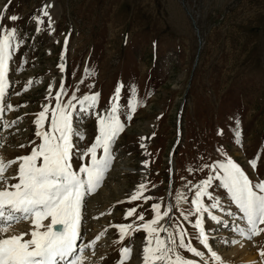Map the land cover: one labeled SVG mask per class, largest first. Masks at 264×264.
<instances>
[{"label":"rangeland","instance_id":"rangeland-1","mask_svg":"<svg viewBox=\"0 0 264 264\" xmlns=\"http://www.w3.org/2000/svg\"><path fill=\"white\" fill-rule=\"evenodd\" d=\"M11 15L18 20L11 21ZM12 28L17 35L0 114L4 162L29 155L42 143L35 120L47 106L44 130L50 131L57 96L64 105L71 101L76 106L73 127L85 138L73 137V143L89 146L98 123L95 114L79 112V100L98 94L92 111L106 115L116 88L123 85L118 114L125 127L112 146L113 161L102 186L86 197L82 210L78 247L95 242L85 250V264H119L123 247L131 248L124 264H143L148 234L142 225L154 218L156 203L162 213L173 206L169 215L189 233L186 243L205 252V260L178 251L199 264H217L196 239L195 217L185 221L180 214L191 207L192 186L214 175L205 165L231 158L253 183L264 181V0H0V38ZM133 96L138 102L134 113L127 107ZM254 158L255 170L249 164ZM87 162L73 158L74 168ZM17 170L13 164L5 176L13 177ZM140 184L147 185L143 195L152 199L130 201ZM209 191L236 213L232 217L214 210L227 227L205 217L210 244L222 264H242L252 252L257 259L250 264H264L259 255L264 233L251 240L238 235L233 221L242 213L220 181L213 180ZM132 208L136 213L127 217ZM129 224L132 234L121 239L116 226ZM160 226L168 227L167 216ZM30 227L21 222L10 231Z\"/></svg>","mask_w":264,"mask_h":264},{"label":"snow or ice","instance_id":"snow-or-ice-1","mask_svg":"<svg viewBox=\"0 0 264 264\" xmlns=\"http://www.w3.org/2000/svg\"><path fill=\"white\" fill-rule=\"evenodd\" d=\"M44 15L48 16L46 9ZM9 19L15 22L18 17L11 15ZM36 23L41 24L43 21L37 19ZM16 35V28H12L0 38V113L4 111L3 101L9 84L12 41L16 39ZM60 68L63 71L64 65L61 64ZM122 87L123 85H119L116 88L111 109L106 115L92 111L98 105V94L85 95L79 100V112L84 115L95 114L98 123V135L89 146L81 148L73 143V137L80 140L85 138L84 133L73 127L76 106L71 101L64 105L61 97L57 96L50 131L44 130V121L49 111L47 106L35 120V135L42 143L33 148L29 155L16 160L4 162L0 157V264H85V250L94 248L95 242L78 247V241L81 239L82 210L86 197L102 186L113 161L112 146L125 127L118 114ZM132 91L134 93L135 89ZM61 94H64L63 88ZM72 100H77V97L73 95ZM137 106L138 102L133 96L127 107L134 113ZM128 119H131V115ZM239 136L240 133L237 132V137ZM100 150L102 155L98 156ZM74 156L78 160L88 162L74 168ZM13 164L18 165L17 174L6 177V171ZM249 164L252 169L257 168L255 158L249 161ZM204 167L211 168L214 175L192 186L195 191L191 207L180 215L185 221L195 217L193 228L198 230L196 239L203 249L207 250L211 260L222 264L221 257L210 244L204 227L205 217L227 227L228 224L214 214V210L223 211L232 217H236V213L225 209L223 203L209 191L213 180L220 181V186L226 189L230 202L242 213L233 221L236 225L233 230L249 240L264 233V228L261 227L264 225V181L253 183L241 166L231 158ZM9 179L16 182L9 183ZM146 188V184H140L136 193L131 195L130 201L143 199L147 202L152 199L151 196L143 195ZM205 198L210 203H206ZM181 199H184L183 195L177 198L178 202ZM172 208L173 206L169 205L168 211L162 213L161 204L152 205L155 216L150 222L142 225L148 234L142 250L143 264H199L197 260L184 257L178 249L191 253L200 258V261L205 260L204 251L192 246L191 241L186 243L189 233L169 215ZM135 213L136 209L132 208L126 216L131 217ZM165 216L168 217V227H157ZM138 219L143 221V214H140ZM21 222H30V230L20 233L10 231ZM116 227L121 239L132 234L129 231L133 227L131 224ZM161 233H167L166 238H162ZM121 255L119 264H124L131 258V248L123 247ZM259 255L264 261V250H261Z\"/></svg>","mask_w":264,"mask_h":264},{"label":"bare ground","instance_id":"bare-ground-1","mask_svg":"<svg viewBox=\"0 0 264 264\" xmlns=\"http://www.w3.org/2000/svg\"><path fill=\"white\" fill-rule=\"evenodd\" d=\"M19 227V226H18ZM13 229V228H12ZM21 229V228H20ZM21 232V231H20ZM241 252V245H240V248L238 249V251L234 252L232 255H231V258L230 260L232 261L235 257L238 256V254ZM257 259L256 257V252H252L250 254H245L243 259L241 260L242 261V264H250L252 262H254L255 260ZM230 260L228 259V261L230 262ZM225 264H230V263H225Z\"/></svg>","mask_w":264,"mask_h":264}]
</instances>
